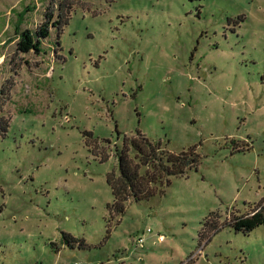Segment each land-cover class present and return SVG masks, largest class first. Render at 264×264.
I'll return each mask as SVG.
<instances>
[{
	"label": "rangeland",
	"instance_id": "rangeland-1",
	"mask_svg": "<svg viewBox=\"0 0 264 264\" xmlns=\"http://www.w3.org/2000/svg\"><path fill=\"white\" fill-rule=\"evenodd\" d=\"M138 132L200 164L113 217ZM263 199L264 0H0V264H264V227L200 237Z\"/></svg>",
	"mask_w": 264,
	"mask_h": 264
},
{
	"label": "trees",
	"instance_id": "trees-1",
	"mask_svg": "<svg viewBox=\"0 0 264 264\" xmlns=\"http://www.w3.org/2000/svg\"><path fill=\"white\" fill-rule=\"evenodd\" d=\"M70 9L69 4H61L55 21V9L51 7L45 22L35 32L27 30L20 34L18 51L40 54L42 41L49 38L51 27L57 26L61 34L69 23ZM116 155L119 174L112 173L108 177L114 197L108 210L113 217L124 214L130 202L148 201L158 193H164L171 178L184 177L190 170L198 169L200 164V155L195 148L173 153L162 142H153L141 132L135 137L126 136L123 147L116 148ZM260 227H264V199L251 212L234 215L226 221H221L220 214L211 213L203 224L200 237L201 240H211L213 235L225 229L249 235ZM64 238L71 244L78 242L67 234Z\"/></svg>",
	"mask_w": 264,
	"mask_h": 264
},
{
	"label": "built area",
	"instance_id": "built-area-1",
	"mask_svg": "<svg viewBox=\"0 0 264 264\" xmlns=\"http://www.w3.org/2000/svg\"><path fill=\"white\" fill-rule=\"evenodd\" d=\"M148 232L150 233L151 230H148ZM159 240H160V241H163V240H164V237H163V236H160V237H159ZM139 243H140V244H143V243H144V239L141 238V239L139 240Z\"/></svg>",
	"mask_w": 264,
	"mask_h": 264
}]
</instances>
